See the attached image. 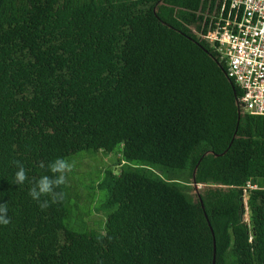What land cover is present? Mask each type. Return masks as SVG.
Segmentation results:
<instances>
[{
  "label": "trees",
  "instance_id": "16d2710c",
  "mask_svg": "<svg viewBox=\"0 0 264 264\" xmlns=\"http://www.w3.org/2000/svg\"><path fill=\"white\" fill-rule=\"evenodd\" d=\"M223 2L0 0V264H264V190L240 187L264 180V120L201 36ZM82 151L120 166L87 191L99 228L73 167L62 202L28 194Z\"/></svg>",
  "mask_w": 264,
  "mask_h": 264
},
{
  "label": "built area",
  "instance_id": "2783aa9c",
  "mask_svg": "<svg viewBox=\"0 0 264 264\" xmlns=\"http://www.w3.org/2000/svg\"><path fill=\"white\" fill-rule=\"evenodd\" d=\"M215 46L239 89L243 110L264 120V0L223 2L201 35ZM243 190L263 189L252 179Z\"/></svg>",
  "mask_w": 264,
  "mask_h": 264
},
{
  "label": "rangeland",
  "instance_id": "374dc122",
  "mask_svg": "<svg viewBox=\"0 0 264 264\" xmlns=\"http://www.w3.org/2000/svg\"><path fill=\"white\" fill-rule=\"evenodd\" d=\"M77 155L72 158L73 171H71L72 179L70 178V184L74 186L73 192L79 193L78 203L80 204L82 212L84 214L89 212L91 215L88 220L90 221V226L99 228L104 216L98 213L96 209L101 203L103 193L101 192L102 197L98 199L100 194L96 192L94 195L95 199L91 198V201L88 202L89 195L87 191L89 188H93L94 184L101 178L105 169L112 168L116 172L119 171L120 166L117 162V156L114 153L104 154L101 152L91 155L86 151H82ZM93 192L94 191H91V193ZM77 221L82 223V221L85 220L77 218Z\"/></svg>",
  "mask_w": 264,
  "mask_h": 264
},
{
  "label": "clouds",
  "instance_id": "9594fccd",
  "mask_svg": "<svg viewBox=\"0 0 264 264\" xmlns=\"http://www.w3.org/2000/svg\"><path fill=\"white\" fill-rule=\"evenodd\" d=\"M16 172L14 174V183L19 186L23 185L28 180V175L25 167L20 161H14ZM44 165L42 164L41 167ZM48 170L52 174L43 175L35 181L34 186L29 189V196L36 201L41 211L46 210L50 204L60 203L64 199L65 193L57 191L61 185L66 182V173L72 169V165L64 158L57 157L48 165ZM48 197V199H41ZM9 207L7 203L0 204V227L8 226L11 223V217L8 215Z\"/></svg>",
  "mask_w": 264,
  "mask_h": 264
},
{
  "label": "water",
  "instance_id": "95a60500",
  "mask_svg": "<svg viewBox=\"0 0 264 264\" xmlns=\"http://www.w3.org/2000/svg\"><path fill=\"white\" fill-rule=\"evenodd\" d=\"M212 264H214V258H213Z\"/></svg>",
  "mask_w": 264,
  "mask_h": 264
}]
</instances>
